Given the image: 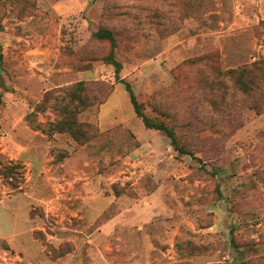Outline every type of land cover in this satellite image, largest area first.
Returning a JSON list of instances; mask_svg holds the SVG:
<instances>
[{"label": "rangeland", "instance_id": "1", "mask_svg": "<svg viewBox=\"0 0 264 264\" xmlns=\"http://www.w3.org/2000/svg\"><path fill=\"white\" fill-rule=\"evenodd\" d=\"M37 6L0 14V264L21 261L17 234L42 254L38 264H264V113L231 99L220 116L203 102L196 68L179 71L203 55L222 69L264 58V0ZM102 26L118 37L121 79L151 118L179 117L193 156L137 117L114 67L98 59L109 50L93 39ZM80 81L113 86L79 116L98 135L79 144L34 130Z\"/></svg>", "mask_w": 264, "mask_h": 264}, {"label": "trees", "instance_id": "2", "mask_svg": "<svg viewBox=\"0 0 264 264\" xmlns=\"http://www.w3.org/2000/svg\"><path fill=\"white\" fill-rule=\"evenodd\" d=\"M6 5H10L12 11L18 16H24L36 11L38 0H0V14ZM262 28L264 29V21L258 27V29ZM93 39L109 45L107 53L102 54L98 59L114 67L115 78L125 85L135 114L143 121L145 127L164 132L177 152L193 156L195 150L191 149L187 143L188 137L186 138L183 131L177 128L180 122L179 117L176 115L171 119L168 113L163 112L162 115L170 118V121H158L151 118L146 113L145 105L138 100L131 84L121 79L123 64L117 58L119 41L116 33L111 28L102 26L93 33ZM212 57L203 55L189 59L179 67L180 75H185L184 67L196 68L195 79L203 102L220 116L227 114L231 99L236 100L237 105L244 107L245 110L251 109L258 114L264 113V58L235 68L222 69L216 60L212 62ZM80 58H84V56L82 55ZM112 92L113 86L103 81L97 83L94 88L85 81L68 85L62 90V96L58 97L52 105V110L56 114L55 120L46 124H36L31 121L32 127L49 136L54 133H66L77 143L85 144L98 135L99 127L80 121L79 116L92 106L105 103ZM156 111L158 110L156 109ZM229 114L227 115L229 116ZM32 116L36 115L31 114L28 118ZM239 122V126H242L243 120H239ZM197 130L200 135L207 132L206 128H197L195 134L199 133ZM221 132L218 129V133ZM231 241L236 245L234 232H232Z\"/></svg>", "mask_w": 264, "mask_h": 264}, {"label": "crops", "instance_id": "3", "mask_svg": "<svg viewBox=\"0 0 264 264\" xmlns=\"http://www.w3.org/2000/svg\"><path fill=\"white\" fill-rule=\"evenodd\" d=\"M17 236V237H16ZM15 237L16 239L13 240L12 239V245L13 247H16L18 249V254L17 256L19 257V253H22V256H20V260L19 263L16 264H38V261H41V258H43L40 253H37L36 251H31L30 250V245L29 243H31L30 239H27L24 243V241H19V237L20 234H17ZM26 246V249H25ZM22 257V258H21ZM66 260V259H65ZM41 264H66L65 262H63V260H59L58 262H53V263H49V262H42Z\"/></svg>", "mask_w": 264, "mask_h": 264}]
</instances>
